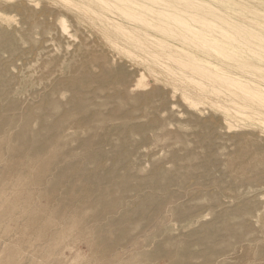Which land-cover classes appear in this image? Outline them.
Instances as JSON below:
<instances>
[{
    "label": "rangeland",
    "instance_id": "rangeland-1",
    "mask_svg": "<svg viewBox=\"0 0 264 264\" xmlns=\"http://www.w3.org/2000/svg\"><path fill=\"white\" fill-rule=\"evenodd\" d=\"M71 1L0 0V264H264V125L239 88L156 64L174 48L144 52ZM168 1L264 37V0ZM192 45L264 88V49Z\"/></svg>",
    "mask_w": 264,
    "mask_h": 264
},
{
    "label": "bare ground",
    "instance_id": "bare-ground-1",
    "mask_svg": "<svg viewBox=\"0 0 264 264\" xmlns=\"http://www.w3.org/2000/svg\"><path fill=\"white\" fill-rule=\"evenodd\" d=\"M64 1L68 3L72 2L71 0H64ZM90 1L87 2V0H80L75 3H78L80 10H84V11L89 10L88 13H90L91 15L93 14L94 16L96 15L101 20L102 25L105 29H112V30L116 29L122 31L123 33L129 34L134 40L135 42L134 44L137 45L138 47H142L143 48L142 50L144 52H148V49L146 48L149 45L153 44L152 42H149L150 40L156 43H165L166 46L174 48V49L163 48L161 49L162 51L159 50L160 52L157 51L154 54H152V56L155 59L154 62L156 64H161V65L163 64L167 69H169L168 68L169 66L166 64V62L167 60L172 61L182 66L192 75L203 74V76L206 77L208 81H211V83L215 85L221 84V81H219L218 78L229 80L231 82V86H237L239 90L228 89L227 92H229V94H237L238 96L242 95V98H244L247 101V103L245 104L236 103L234 100L232 101L234 105L238 104V107L240 106V109L241 107L243 108V110H239V113L244 114V116L248 118L255 117L256 119L259 120L260 123L264 125V88H262V86H253V84H250L247 81H243L241 79V76L236 73L234 74L225 73L224 68L223 69L220 68L221 66L219 64L212 63L206 59H200L194 57L191 55L192 52L187 50L188 46H191V44H193L192 46L206 47L205 49L225 57L226 55H228L226 51L230 49L235 51L237 49V47L234 44H237L241 47L247 46L249 48L252 45H254L255 49L257 48L264 49V37L262 35L258 33V35L251 36L256 39V41L254 42L247 40L246 41L238 40L233 33H230V31H227L223 29L222 26H219L216 20L211 19L207 16H203L199 13H189L188 11L178 9L177 6L172 5L168 0L165 1L96 0L95 2L93 1L94 2L93 4H96L95 6H93V4H90ZM171 7H173V9L176 10H173ZM230 7L231 6H229V8ZM212 8L214 10L217 9L215 7ZM181 12L188 14V16L195 23H198V25L186 22L185 18H183L180 15ZM116 13H120L126 18L137 21L139 23L136 24L129 22L125 23L123 21L117 20L116 17L109 16V14L116 15ZM238 23L239 21L236 20L234 21L232 20V22H226L229 28L237 27L236 25ZM156 26H163L161 30L168 31L165 33L166 36L176 41H168L162 39L161 37L154 35L147 30V27H156ZM205 27L211 29L212 31L214 29L215 32L211 34H205V32L203 33L202 31L200 32V28H205ZM155 29H158V27ZM148 36L152 37L153 39L148 40L147 39ZM220 37L221 38L223 37V39L225 40H221ZM181 54H184L186 57L185 56L179 57ZM157 56H161L166 60V62L161 58H158ZM200 61L206 62L207 66L203 67L202 66L203 64L202 65L200 64ZM238 67L241 68V70L245 71L243 67L241 66ZM166 68L164 69L166 70ZM262 68L263 67H261V69ZM247 72L255 75V73L253 72H249V71ZM209 73H212L213 76L212 75L209 76ZM143 77L144 76H142V78ZM141 81L142 80L139 79L138 83H140ZM196 82L199 85H201V83H199L198 81ZM215 90L218 91L217 88ZM182 94L184 95V99H186V101L189 102L190 104L195 105L197 103L196 99L193 98L191 96V93L186 89L183 90ZM244 108L246 109L249 108L251 111L249 113H246L244 112ZM235 110L237 111V109ZM229 114L232 116L231 113Z\"/></svg>",
    "mask_w": 264,
    "mask_h": 264
}]
</instances>
